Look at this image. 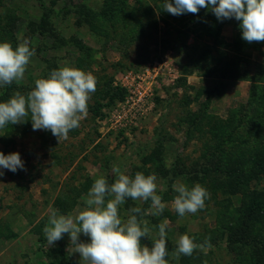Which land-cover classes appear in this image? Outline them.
I'll return each instance as SVG.
<instances>
[{"label":"rangeland","instance_id":"1","mask_svg":"<svg viewBox=\"0 0 264 264\" xmlns=\"http://www.w3.org/2000/svg\"><path fill=\"white\" fill-rule=\"evenodd\" d=\"M164 3L124 0L122 12L110 18L105 0H0V21L5 14L14 19L0 42L15 48L23 37L35 49L21 83L0 87V102L31 91L36 79L64 62L97 79L87 116L67 140L33 130L30 119L0 129V152H18L25 166L15 173L0 168V264H79V254L68 251L69 235L50 246L43 228L50 209L74 214L82 208L81 197L99 175L113 183L114 166L133 178L136 172L157 175V194L167 207L146 218L151 225L169 221V264L258 260L252 247L257 241L264 246V41L243 40L234 18L217 20L205 8L173 16ZM215 31L225 46L214 41ZM229 61L235 71L220 75ZM108 88L123 91L113 104ZM243 159L249 163L237 170L245 176L251 166L259 169L247 185L228 173ZM176 180L207 189L202 210L176 213ZM134 206L147 210L150 201L129 198L121 215ZM249 208L262 213L251 222L254 241L240 244L233 225ZM183 234L197 243L210 237L212 247L176 259L171 253ZM80 239L88 242L83 234ZM142 243L152 246L151 238Z\"/></svg>","mask_w":264,"mask_h":264},{"label":"clouds","instance_id":"2","mask_svg":"<svg viewBox=\"0 0 264 264\" xmlns=\"http://www.w3.org/2000/svg\"><path fill=\"white\" fill-rule=\"evenodd\" d=\"M201 8L209 9L217 20L240 21L243 40L264 41V0H165L163 4V11L173 16L197 14ZM18 39L15 48L8 41L0 42V87L14 82L19 85L35 55L29 39ZM96 86L97 79L91 72L64 62V66L52 70L47 78L36 79L31 91L25 94L16 91L6 102H0V129L30 119L33 130H50L58 141L67 140L69 132L78 128L87 116L88 101ZM0 168L15 173L25 166L18 152L8 155L0 152ZM113 172L115 180L111 184L104 175L94 180L81 197L83 207H78L74 214L50 209L43 228L48 245L53 246L68 234V251L79 254V264H169L166 239L169 221L151 225L146 218L159 217L167 207L157 194V175L136 172L133 178L118 166L113 167ZM172 189L176 193L172 207L180 217L202 210L210 196L199 183L189 187L176 180ZM129 198L141 203L150 201V206L147 210L130 207L121 215V207ZM154 229H158L155 235ZM81 234L88 237V242L80 239ZM142 238H151L152 246L143 244ZM210 239L197 243L194 237L183 234L171 255L179 259L181 255L191 256L197 249L211 248Z\"/></svg>","mask_w":264,"mask_h":264},{"label":"trees","instance_id":"3","mask_svg":"<svg viewBox=\"0 0 264 264\" xmlns=\"http://www.w3.org/2000/svg\"><path fill=\"white\" fill-rule=\"evenodd\" d=\"M105 1L107 4L106 6L109 7V10H110V11H108V12H110L109 13L110 18L114 17L115 14H120L123 10L122 7H125V6H123L124 0H105ZM161 9H162V6L158 7L159 13H160ZM108 12L105 10L103 14L105 15V13H107V15H108ZM124 17H125V15H124ZM127 19H128V17H127ZM2 21H3V23H5L4 25H2ZM10 21H11V23L14 22V19L12 18V16L10 14H5L4 18L1 19V21H0V39L3 38L4 35L9 34L10 31H7V28H9V26L11 24V23H9ZM41 23L42 24L46 23L44 18L41 19ZM215 26H216V28H217V26L220 27V24L216 23ZM216 32L217 31H215L213 33V35L215 37V38H213L214 41L217 44H223V42L221 41V38H216V35H215ZM211 33H212V31L209 30L208 34L211 35ZM222 46H225V45L223 44ZM205 57H206V54L201 53L199 58L205 59ZM225 65L226 66H224L221 70L222 74H220V75H222V76H227L226 74L228 72L235 71V69H236L235 66L237 64H235V61H229ZM208 74H211V71H209ZM110 89L111 88H108V92H107V94H108L107 98L109 99V101L107 103L113 104L117 101L116 99L119 96V94L121 93V95H122L123 91L122 90H113V89L110 90ZM106 105H108V104H106ZM248 163H249L248 160L243 159L240 163H236V166L232 167V169H230L228 171V173H230L231 176L233 175V178L236 179L237 183L240 185H247L250 182V180H252L256 176L257 172L259 171V169L258 170L252 169L253 166H251V170L249 171V172H251V176H249V175L245 176L244 173H241L240 171L237 170V168L240 169L241 166L248 164ZM260 165L262 166V169L264 170V163H261ZM235 176H236V178H235ZM261 213L262 212L259 211V209H257V208L247 209L246 213L243 214V216L240 220V224L233 225V227H234L233 230L234 231L236 230L235 241H237L240 244L249 243L250 240L254 241L255 237L252 238L253 237V231L250 230L251 229V222L253 219H259L261 216ZM230 240H233V239L230 238ZM258 244H259L258 241L256 242L255 245L251 244V246L254 245L252 248L254 250L255 255L258 257V260L256 261L255 264H264V246L258 245ZM260 258H261L262 262L259 261ZM253 264H254V262H253Z\"/></svg>","mask_w":264,"mask_h":264},{"label":"built area","instance_id":"4","mask_svg":"<svg viewBox=\"0 0 264 264\" xmlns=\"http://www.w3.org/2000/svg\"><path fill=\"white\" fill-rule=\"evenodd\" d=\"M136 77H137L138 80H139V79L141 80V77H139L138 75H137ZM120 86H121V87H124V88H126V89H127V87H128V86H127L125 83H123V82H120Z\"/></svg>","mask_w":264,"mask_h":264}]
</instances>
